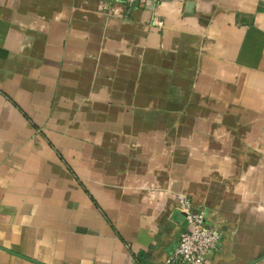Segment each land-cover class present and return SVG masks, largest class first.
I'll return each instance as SVG.
<instances>
[{"label": "crops", "instance_id": "obj_1", "mask_svg": "<svg viewBox=\"0 0 264 264\" xmlns=\"http://www.w3.org/2000/svg\"><path fill=\"white\" fill-rule=\"evenodd\" d=\"M185 199L264 264V0H0V264H181Z\"/></svg>", "mask_w": 264, "mask_h": 264}, {"label": "built area", "instance_id": "obj_2", "mask_svg": "<svg viewBox=\"0 0 264 264\" xmlns=\"http://www.w3.org/2000/svg\"><path fill=\"white\" fill-rule=\"evenodd\" d=\"M128 4L151 1L158 3L161 0H121ZM151 24L163 25L159 16L151 18ZM186 227L178 238L174 250L166 258L167 263L205 264L208 253L213 250L220 239L221 232L208 224L203 209H192L187 199L182 200Z\"/></svg>", "mask_w": 264, "mask_h": 264}, {"label": "water", "instance_id": "obj_3", "mask_svg": "<svg viewBox=\"0 0 264 264\" xmlns=\"http://www.w3.org/2000/svg\"><path fill=\"white\" fill-rule=\"evenodd\" d=\"M182 214L184 215V212L182 211Z\"/></svg>", "mask_w": 264, "mask_h": 264}]
</instances>
